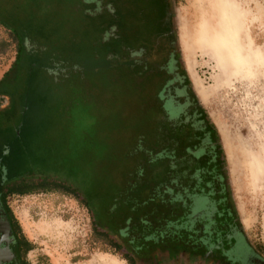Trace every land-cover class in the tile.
Segmentation results:
<instances>
[{
	"label": "rangeland",
	"instance_id": "rangeland-1",
	"mask_svg": "<svg viewBox=\"0 0 264 264\" xmlns=\"http://www.w3.org/2000/svg\"><path fill=\"white\" fill-rule=\"evenodd\" d=\"M166 5L0 0V155L6 147L14 173L58 178L97 207L113 196H164L148 177L145 150L156 143L154 129L168 126L165 109L176 114L173 124L200 126L181 92V72L168 82L161 34L173 33ZM172 15L179 63L217 134L244 236L264 259V0H172ZM138 34H159L160 51ZM159 90L163 96L154 94ZM176 134V146H188ZM193 144L191 160L207 163L188 162L185 186L209 196L211 153ZM171 168L180 172L175 162ZM76 196L57 189L7 198L32 245L30 264H129L95 236L91 213ZM204 203L199 196L198 206Z\"/></svg>",
	"mask_w": 264,
	"mask_h": 264
},
{
	"label": "trees",
	"instance_id": "trees-1",
	"mask_svg": "<svg viewBox=\"0 0 264 264\" xmlns=\"http://www.w3.org/2000/svg\"><path fill=\"white\" fill-rule=\"evenodd\" d=\"M138 35L141 36V38H145L147 45H150V49H152L153 52L157 53L160 51V47H157L155 41L156 39H159V34ZM161 37L164 47L162 53L167 55L165 61L171 63L169 70L170 77L168 81L171 82L175 79L172 75L177 73V70L180 71L178 65L179 55L177 54V58H173L175 53H178L176 35L161 34ZM172 61L174 64H172ZM182 69L183 73L177 75V77L179 78V81L183 83L181 92L190 99L188 101L190 110L200 119V126L195 129L198 130V132H195L190 126H178L177 124L166 121L168 126L155 128L154 135L158 133L159 130V132H167V134L164 132L162 133L170 142L168 143V146L171 149H169L171 153L174 151L173 146L176 145L175 142H173L175 139L171 137V134L172 136L174 135L175 138L177 137L176 133H179L181 137L176 140L177 142H186L187 144L189 143V146H194L191 143L195 142L197 146L200 147L198 150L206 154L211 153V166L214 168V172L212 173L214 180L213 184L214 186H218L219 190L221 188V190L225 191L227 196H229V207L225 216H219L221 220H218L217 217L214 216L212 218L209 217L207 220L208 225L213 226V230L219 226L221 232V226L224 225L234 236L238 233L244 235L229 194L227 182L224 181L221 185V183L217 181L219 179L218 163H220V165L223 163L220 142L214 128L210 125L208 116L194 94L186 71L184 68ZM154 137L155 136H152V141L154 140L156 142L157 139ZM188 148L184 147V150L188 151ZM186 151L182 153L183 157L187 156L188 153ZM211 177H209V179ZM41 188L43 190L63 189L71 194L73 193L72 189L59 187L50 181L44 180L42 181ZM193 189L194 188L190 187V191L194 192L197 190ZM29 190L30 188H28L26 184H18L15 187V190H9V192L17 191L18 193H28ZM203 190H205V188ZM176 199L180 200V202ZM183 201L187 202V200L180 196L178 198L171 196H153L150 198H139L137 200H132L129 197V201L124 202V207L126 210L128 209L127 213L129 215L127 218H129V223L132 225L130 229L128 228L129 231L126 233L125 238H119L114 227H111L107 232H102L98 228V224L95 223L93 224V232L97 238L103 239L105 243L111 246L113 250L119 253L129 264H253L252 262L242 263L226 259L224 256V246L228 242L225 234L224 236L219 234L218 238H215L214 240L208 239L205 241L203 239H198L196 232L193 229L197 222L196 215L193 216L195 211H190V202L184 204ZM186 209L191 214H187V212L183 215V210ZM14 222L18 231H22L16 218H14ZM137 236L139 237L137 238ZM23 239L26 244L25 251L31 249V243L25 239L24 236ZM250 248L251 249L246 248L249 254L253 250L251 246Z\"/></svg>",
	"mask_w": 264,
	"mask_h": 264
},
{
	"label": "flooded vegetation",
	"instance_id": "flooded-vegetation-1",
	"mask_svg": "<svg viewBox=\"0 0 264 264\" xmlns=\"http://www.w3.org/2000/svg\"><path fill=\"white\" fill-rule=\"evenodd\" d=\"M165 3L167 4L165 7V10L167 13L171 16V27H172V33L175 34V28L173 24V15H172V0H165ZM173 58H177V53L173 56ZM180 67V71L177 70V72L183 73V69L180 66V63H178ZM174 74L172 75V77ZM175 77V76H174ZM182 88V86H181ZM160 90L157 91L154 94H160ZM163 96V92H161ZM160 94V95H161ZM169 103L170 100L166 99ZM165 119L167 122L174 121L173 118L176 116V114L170 115L169 112L165 109ZM172 117V118H171ZM175 124V122H174ZM178 126L179 123H177ZM154 138H156V143L151 146H148V148L145 150V153L147 154L146 159L150 161L149 167H147V170L149 171L148 177L152 180V185L154 187H159V191L164 196H171V197H181L186 200V196L191 197L192 204H190V211H195L193 213V216L196 215L197 222L194 226V230L196 232V236L198 239L203 240H214L215 238H218L219 234L223 235L225 234V237L227 239V243L224 246V256L227 260H233L235 262H242V263H253L257 264L256 260H262L264 262V259L255 257V253L253 250L250 252V254L247 252V249H251L249 244L247 243L244 235L242 233L235 234V236L230 233L226 226L222 225L220 231V227H216V229H212L213 226L208 225V218L217 217L218 220H221L219 218L220 215L225 216L226 211H228L229 207V196H227L226 192L218 189V186H215L214 193L211 192L209 196H206V189L200 190L197 189L194 192L190 191V189H186V184L188 182L187 176L193 172L187 165L188 162L191 160L190 155H194V150L192 149L195 144L191 143L194 146H185V145H179V146H173L174 151L171 153V149L168 146L169 140L163 136L162 132L156 133ZM152 140V139H151ZM168 141V142H167ZM152 142H155L154 140ZM186 143V142H183ZM143 145V144H142ZM141 145V147H142ZM184 147L190 149L192 152L191 154H187V156L183 157ZM196 148V147H195ZM170 149V150H169ZM3 153V157L0 155V264H30L27 258V254L31 249H28L25 251V242L23 239L22 231H18L16 228L15 222H14V215L8 205L7 198L11 195H24L29 194L35 191H41L43 190L41 188L42 181H50L56 186L64 187L67 189H72L73 193H76V197L81 199L87 206V209L91 213L93 224H98V228L102 232H107L111 227H114L117 231V235H119V238H125L126 233L129 231L131 225L129 223V218L127 216L129 215L127 213L128 209L124 207V202H128L129 199L113 196L111 199L106 201V204H104L102 207L91 206L89 203H87L84 198H82V195L77 192L73 187L66 186L65 182H63L60 179L56 178H47L42 177L40 174H36L33 170L26 169L24 171H21L19 174L14 173L13 165L6 162V158H10L9 151L6 147L3 146V149L1 150ZM181 153V155H178L176 152ZM188 153V151H186ZM206 152V150H205ZM205 154V153H204ZM195 157V156H194ZM185 158V159H183ZM192 161V160H191ZM176 163L178 165V169L180 172L174 171L171 168L172 163ZM194 162L192 165L194 167H198V165L202 166L203 163L192 161ZM140 163V161H139ZM199 163V164H197ZM219 165V183L224 182V175H223V169L221 168L220 163ZM189 169V171L185 174V169ZM183 169H180V168ZM183 170V172H181ZM144 173V171H143ZM213 178V175L212 177ZM175 182H178L177 184ZM214 182V180H213ZM18 184H26L30 190L28 193H18L17 191L9 192V190H15V187ZM160 185V186H159ZM57 190V189H54ZM101 196V195H100ZM199 196L205 197V203L202 206H198L197 201L199 199ZM212 196V197H211ZM219 198V199H218ZM101 200V198H99ZM189 199V198H188ZM188 202V201H187ZM187 204V203H186ZM188 212V213H187ZM191 214L187 209L183 210L184 214ZM136 227V226H135ZM134 229V227H133ZM137 229V227H136ZM188 230V229H187ZM190 230V229H189ZM135 232V231H134ZM188 232V231H187ZM134 235V234H133ZM139 236H137L138 238ZM25 239H27L25 237ZM103 240V239H102ZM247 248V249H246Z\"/></svg>",
	"mask_w": 264,
	"mask_h": 264
},
{
	"label": "water",
	"instance_id": "water-1",
	"mask_svg": "<svg viewBox=\"0 0 264 264\" xmlns=\"http://www.w3.org/2000/svg\"><path fill=\"white\" fill-rule=\"evenodd\" d=\"M256 263H257V264H264V262H263L262 260H259V259L256 260Z\"/></svg>",
	"mask_w": 264,
	"mask_h": 264
}]
</instances>
